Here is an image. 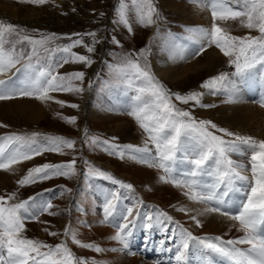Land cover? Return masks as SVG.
<instances>
[{
    "label": "rangeland",
    "instance_id": "1",
    "mask_svg": "<svg viewBox=\"0 0 264 264\" xmlns=\"http://www.w3.org/2000/svg\"><path fill=\"white\" fill-rule=\"evenodd\" d=\"M124 3L128 6L126 14L131 31L128 25L120 22V0H48L43 5H34L24 0H0V22L19 26L24 30L20 35H28L36 39L51 37V42L47 45L49 49H58L72 44L75 40H82L83 43L72 48L71 51L92 60L90 65L69 62L56 70L59 75L83 72V84L81 85L78 80H74L73 84L82 86L84 91L81 93L58 92L55 94L58 95L55 101H63L64 104H58L55 109H49L38 120L23 124L15 113L8 115L7 110L2 106L3 102H0V124L6 125V127H0V137L10 134L31 137L33 134H38L35 137L37 143H48V137H61L75 141L73 149L65 148L62 153L45 152L36 156L38 159L36 165L33 166L34 163H32V166L30 165L26 173L17 178L14 184L2 186L1 195L16 193L15 198L9 201L12 204L28 200L30 197H35L36 200L52 197L50 212L56 214L50 215L45 212L36 220H26L21 235L53 247L64 244L76 258H83L86 264H177L174 259L176 243L169 241L165 231L159 227L152 231L139 227L134 230V235L130 238V250L135 254H129V249H124L123 245L115 241L113 237L116 229L102 223L104 196L116 189L126 197L122 203L135 205L134 214L139 211L141 214L155 215L158 210L163 211L172 217L173 223L169 225V231L173 227L180 226L196 237L221 236L224 240L236 239L243 235L232 234L234 229L221 235L193 232L194 228L176 218L175 213H183L189 217L192 216V211L210 205L189 200L184 195L185 189L162 182L159 179L164 174L161 169L149 167L127 156L120 159L117 155H111L109 151H105L104 147L98 146L108 142L112 146H121V148H126L128 145L144 148L148 141L147 134L128 114L133 103L132 97L136 95L135 85L129 87L127 81L118 79L110 65L120 64L122 58L129 54H133L132 58H135V54L144 49L146 61L141 57V63L147 64L154 77L166 89L180 95L202 93L201 104L214 105V107H200L191 101L183 104L173 97L177 107L190 111L196 120L211 121L219 128L227 129L237 135L252 137L257 141H264V125L263 122H261L262 125L255 124L250 134L233 129L234 125L225 123L226 115L231 112L230 105L226 103L227 94L213 95L208 89L201 87L204 82L221 73H234V67L230 66L228 57H224L214 45L208 47L201 55H192L194 50L201 46L198 42L199 30L210 29L213 23L209 1L151 0L156 10L153 15L155 23L151 25L140 23L132 0H124ZM242 21L246 22V17L217 20L216 23L232 36L260 35L258 30L246 28ZM88 33H95V36ZM113 38L119 41V44L114 42ZM9 39L19 40L20 36L13 34ZM173 45L178 47L174 50ZM86 46L93 48V51L88 52ZM16 47L17 49L24 47L26 51L30 49L26 42L17 44ZM168 47L172 52L181 53L182 50L183 58L177 57V54H172L174 58H168V62L173 63V66L177 65V68H181L182 60L187 54H191L195 60L204 59L202 56L206 54L212 55L213 58L217 56L214 60L218 67L210 73L205 69L206 64L201 63L202 65L197 66L202 70L199 71V75L185 74L179 83L172 85L156 74V64H161L163 55L166 54L164 51ZM212 50H217L219 53L214 54ZM41 55L48 54L41 50ZM61 55L64 54L56 51L55 56L52 57L53 61ZM233 79L238 78L233 77ZM244 84L238 83L237 89L244 87ZM251 85L253 87L248 89L249 94L255 97V93L258 92L262 95L261 99H264V79L253 80ZM256 85L262 86L261 90ZM16 99L35 101V97H17ZM71 104L78 107L72 108L69 106ZM219 116L223 122L216 123L214 119ZM73 117L74 124L66 119ZM210 130L215 132L214 129ZM216 134L221 135V133ZM94 141L96 143H93ZM147 146L152 148L155 154V148L150 141ZM242 148L244 151L232 154V159L242 162L244 174L250 177L252 150L247 146ZM73 160H75V174L71 178L58 176L24 187H20L17 183L33 167L45 163L63 164ZM97 169L111 174L116 180L131 184L132 190L121 188L111 180L97 175ZM241 195L242 193H230L234 199ZM191 206L192 208L189 209ZM179 209H187V211ZM66 227L69 229L68 235H65ZM261 230L264 231V225L261 226ZM50 232L56 235H50ZM72 234H75L76 239L82 244H92L104 251L96 252L77 245L72 240ZM145 235H147V241ZM239 247L246 249L249 246L239 245ZM113 249L117 250L113 251ZM41 251H47V249ZM192 264L196 262L193 261ZM220 264L227 263L221 260Z\"/></svg>",
    "mask_w": 264,
    "mask_h": 264
},
{
    "label": "snow or ice",
    "instance_id": "2",
    "mask_svg": "<svg viewBox=\"0 0 264 264\" xmlns=\"http://www.w3.org/2000/svg\"><path fill=\"white\" fill-rule=\"evenodd\" d=\"M34 5H43L48 0H24ZM200 2V0H196ZM211 7L212 26L210 29H200L201 46L194 50L193 56L201 55L208 47L215 46L229 59L234 73H221L204 82L201 87L208 89L211 94H227V102H235L238 83H248L257 79H264V0H209ZM142 25L155 23L153 15L156 10L151 0H132ZM128 6L120 0V22L128 25ZM246 17L242 21L248 29H256L259 36L236 37L218 26L216 21L229 18ZM129 31L131 26L128 25ZM24 32L19 26L0 22V76L11 73L8 79H0V101L17 97H35L39 100L54 99L51 92L81 93L84 88L73 84L74 80L84 81V73L59 75L57 69L69 62H80L90 65L92 60L84 55L71 51L81 45L82 40H75L72 44L58 49H49L47 45L51 37L36 39ZM13 34L20 36L19 40H10ZM95 36V33H88ZM114 42L119 44V41ZM26 42L29 50L24 47L17 49V44ZM10 45V47H6ZM87 47V46H86ZM178 45H173L177 48ZM41 50L48 55L42 56ZM56 51L63 53L53 61ZM88 52L93 48L87 47ZM146 50L129 54L122 58L118 65H110L113 73L121 81H127L128 86L135 85L136 95L128 110L140 128L147 134L148 141L144 148L128 145L126 148L112 146L108 142L98 145L104 147L111 155L120 159L126 156L149 167L159 168L163 175L159 179L164 183L185 189L184 195L189 200L210 205L205 207L199 215L218 213L238 223V231L244 235L236 239L224 240L221 236L196 237L180 226L173 227L172 217L163 211L153 214H141L136 211L134 204H124L126 197L116 189L104 196L102 223L109 224L116 229L113 239L130 250V238L134 230L142 228L152 231L159 227L165 231L169 241L176 243L174 259L177 264H220L221 260L227 264H264V141H257L252 137L237 135L208 120H196L190 111L177 107L176 101L188 104L190 101L200 107H214L201 104L202 93L193 92L188 95L172 93L157 80L146 63H141V57L146 61ZM179 55L182 57V50ZM19 65V66H18ZM14 70V71H13ZM236 77L238 79H233ZM63 105V101L56 100ZM264 107V99L259 101ZM78 107L75 104L69 105ZM74 124L75 118H66ZM0 127L6 125L0 124ZM210 129H214L215 132ZM216 133H221L217 135ZM33 134L31 137L10 134L0 137V170L8 172L13 166L23 161L31 160L45 152L62 153L65 148L73 149L75 141L61 137H48V143H37ZM231 137L232 139H227ZM155 148L147 146L148 142ZM93 143H96L95 141ZM247 146L251 152V176L244 174L241 163L232 159V154L244 151ZM75 160L63 164L45 163L28 170L27 175L17 181L20 187L45 181L58 176L71 178L75 174ZM96 174L111 180L121 188L132 190L131 184L116 180L109 173L97 169ZM239 182V184L237 183ZM70 191V189L68 190ZM242 193L233 198L230 193ZM39 195V194H38ZM16 193L0 195V264H86L83 258H76L64 244L55 247L42 241L22 236L26 220H36L47 212L50 215L51 199L36 200L30 197L19 203H9ZM139 203V202H138ZM187 211V209H179ZM196 220V217H192ZM139 221V224H138ZM198 226L201 222L196 220ZM50 235H56L50 232ZM69 229L65 228V235ZM74 243L96 252L104 249L92 245L82 244L72 234ZM147 241V235H145ZM194 242V243H193ZM163 243V242H162ZM239 245H248L244 249ZM47 249V251H41ZM117 249H113L116 251ZM171 251V249H167Z\"/></svg>",
    "mask_w": 264,
    "mask_h": 264
},
{
    "label": "bare ground",
    "instance_id": "3",
    "mask_svg": "<svg viewBox=\"0 0 264 264\" xmlns=\"http://www.w3.org/2000/svg\"><path fill=\"white\" fill-rule=\"evenodd\" d=\"M198 42L200 43L204 42L202 41L200 36L198 38ZM169 48L170 47L165 49L164 52L166 54L163 53L164 55H163V60L160 62L161 64L159 65L156 64L157 66L156 74L158 75L159 78H162L165 81H169L170 84L172 85L179 83L182 80L181 77L185 74L189 75L192 73L191 74L192 76L199 75L200 74L199 71H202V70H200L197 66H199L201 63L206 64L205 69L209 71L210 73L211 72L213 73L218 67L215 63L216 60H214V58L217 56L213 58L212 55L206 54L202 56L204 57V59L195 60V58L192 57L191 54H187V56L184 57V60H182L181 68H177L176 67L177 65L173 66L172 65L173 63L168 62V58H174L172 54H177V57H180V55L178 52H174V51L172 52L171 48L170 49ZM212 53L217 54L219 52L217 50H212ZM10 75L11 73H8L4 76H0V79H8V76ZM244 85H245L244 87H238L237 92H236L238 95L236 94L235 102L226 101V103H228L231 107V112L228 115H226L225 123L234 125L233 129L235 130L237 129L239 132H246L250 134L251 131H253L252 128H254L255 124L262 125L261 122H263V125H264V107H261L259 103L257 104V102L260 101L262 95H260L257 92L255 93L256 96L252 97L249 94L248 89L252 86L251 81L248 82L247 84L245 83ZM261 87L257 86L259 90H261ZM55 94H58V92H51L49 94L51 97H54V99L39 100L35 98L34 102H31L28 99L26 100L24 99L23 101L22 100L18 101L16 98L11 99V100H4L0 102L4 103V104L2 103V106L4 107L5 110H7L6 112L8 115L9 114L13 115V113H15V115L19 116V118L22 120L23 124H25L29 121H35V120L40 119L41 117H43L44 114H46V111H48L49 109H52V108L55 109L58 105V103L55 102V99L58 98L57 97L58 95H55ZM219 104L221 103L219 102ZM221 109H224V108H221ZM220 117L221 116H219L217 119H214L215 121H217L216 123L220 121L223 122L222 120H220ZM37 161L38 159H36L35 157L31 160L23 161L19 164L14 165L13 170L11 171L4 172L0 170V188H2V186L4 185L14 184V181L17 178H19L24 172L26 173V170L32 163H34L32 165L35 166ZM1 194H2V191L0 189V195ZM192 206L189 209H191ZM204 207L205 206H203L202 208L200 207L201 209H198L197 211H192L193 213L192 216L188 217L184 215L183 213H175V217L178 218L179 220H182L185 225L193 227L194 228L193 232L198 233V234L199 233L200 234L201 233H215V235L217 234L221 235L224 232L226 233L230 231L231 229H234L235 231H233L232 234L244 235L242 231H238V228H239L238 223L230 220L226 216H221L218 213H206L205 215H199V213L204 210ZM192 217H196V220H199L201 222V226H198L196 223V220H194Z\"/></svg>",
    "mask_w": 264,
    "mask_h": 264
},
{
    "label": "crops",
    "instance_id": "4",
    "mask_svg": "<svg viewBox=\"0 0 264 264\" xmlns=\"http://www.w3.org/2000/svg\"><path fill=\"white\" fill-rule=\"evenodd\" d=\"M207 1H209V0H207Z\"/></svg>",
    "mask_w": 264,
    "mask_h": 264
}]
</instances>
